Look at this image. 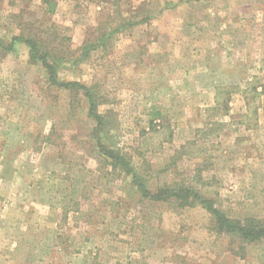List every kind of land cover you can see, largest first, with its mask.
<instances>
[{
    "label": "rangeland",
    "instance_id": "1",
    "mask_svg": "<svg viewBox=\"0 0 264 264\" xmlns=\"http://www.w3.org/2000/svg\"><path fill=\"white\" fill-rule=\"evenodd\" d=\"M55 1L50 16L42 0H0V37L88 46L59 79L97 86L104 143L152 191L190 187L232 219L264 221V0ZM10 55L0 50V202L31 208L37 264H264V237L245 243L200 205L143 198L98 155L83 96L50 85L29 46Z\"/></svg>",
    "mask_w": 264,
    "mask_h": 264
},
{
    "label": "trees",
    "instance_id": "2",
    "mask_svg": "<svg viewBox=\"0 0 264 264\" xmlns=\"http://www.w3.org/2000/svg\"><path fill=\"white\" fill-rule=\"evenodd\" d=\"M42 3L45 4L43 13L50 16L55 13L58 6L55 0H42ZM122 28H125V25L116 26L113 30H120ZM55 40L50 41L47 38L43 39L18 33L13 35L9 41H5L0 37V50L4 54H8L14 51L15 45L18 42L29 46V63L32 65L41 64L46 69L47 80L50 85L56 86L59 89L69 90L76 97L83 96L85 102L88 104L89 115L97 121L93 134L97 138L98 155L107 160L113 169L119 168L125 175H129L132 184L143 198L151 201L179 204L184 207H196L200 205L207 209L214 217L213 229L217 233L236 237L245 243H256L264 237V221L256 217H247L243 220L232 219L220 209L212 206L209 199L204 198L199 192L190 187L185 186L184 188L176 189V186L163 185L152 191L146 185V180L140 177L133 168L131 158L124 155L120 150L113 149L111 145L108 146L104 143V137L107 136L111 139L109 135V127L111 125H109L110 121L107 120V117L105 118V114L99 111L103 100L101 92H97V86L85 85L79 81L67 82L59 79L58 71L61 68L68 69L69 67L77 66L80 61L83 62L85 56L88 55L89 47L84 46L83 51L79 55H75V51L69 47L60 49L57 45L52 44ZM93 44L95 45V43ZM157 115L160 117L161 112L157 111Z\"/></svg>",
    "mask_w": 264,
    "mask_h": 264
},
{
    "label": "crops",
    "instance_id": "3",
    "mask_svg": "<svg viewBox=\"0 0 264 264\" xmlns=\"http://www.w3.org/2000/svg\"><path fill=\"white\" fill-rule=\"evenodd\" d=\"M22 44L16 43L14 51L9 53L10 57L17 54ZM2 176L0 175V185L5 180ZM2 198L5 197H0V201ZM32 216V210L27 206L24 208L21 205L0 202V264L38 263L34 236L36 222Z\"/></svg>",
    "mask_w": 264,
    "mask_h": 264
}]
</instances>
